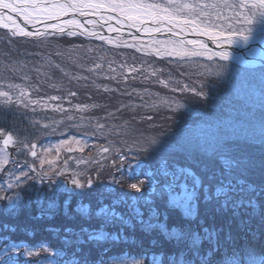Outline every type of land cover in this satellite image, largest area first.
Instances as JSON below:
<instances>
[{"label":"snow or ice","instance_id":"obj_1","mask_svg":"<svg viewBox=\"0 0 264 264\" xmlns=\"http://www.w3.org/2000/svg\"><path fill=\"white\" fill-rule=\"evenodd\" d=\"M37 25H43V31ZM0 27L8 29L14 37L38 38L41 46L48 36L67 35L98 40L115 48H130L142 56L175 65L181 77L192 81L187 83L176 79L172 71L168 72L167 79H161L158 74L165 69L154 68L151 76L156 77L155 83L164 88L174 83L176 86L171 87V92L179 95L160 97L148 88L142 92L133 88L129 92L125 87L121 92L103 86L107 93L121 92L129 97L135 94L141 103L118 102L115 111L97 103L74 105L75 111L80 113L96 108L106 111L103 117L80 116L79 119L92 129L91 133L85 132V136L100 133L108 141L94 146L95 156L89 153L87 159L76 160L77 169L69 168L67 161L60 167L56 161L62 147L67 152L83 153L89 147L86 139L73 136L61 141L53 156L52 148H38L29 136L0 127V174H3L0 202H3V214L14 218L24 204L25 194L34 192L41 216L51 218L60 209L59 195L67 193L63 214L70 220L75 221L77 217L80 220L78 227H64L62 236L61 230L55 229L62 248L54 249L46 242L39 245H28L26 241L15 243L9 236H0L3 241L0 243V264H21L20 257H40L41 253L46 254L43 260H27L24 264H144L145 257L149 264H164L165 259L167 264H264V255H258L247 243L239 245V237L233 230L235 224L237 231L247 232L255 239L258 232L246 225H250L254 217L264 222V205L261 204V198H264V110L260 114L262 131L258 137L235 129L225 133L219 124L194 119L201 115L195 107L197 102L207 107L210 82L231 80L226 63L232 59L230 47L246 45L256 30L264 38V0H0ZM125 36L132 42L122 38ZM145 36L147 41L143 39ZM81 51L91 53L96 49L80 44L70 50L58 48L55 55L68 57L83 68L79 62L83 59L79 55ZM40 55L46 67L59 69L64 76H69L60 64L52 61L51 55ZM114 62H108L109 73L116 72L112 67ZM103 66L93 60L86 70L99 76L97 70ZM25 67L27 65L15 64L7 66L6 70L23 72ZM119 68L127 69L128 75L121 73L125 84L129 79H136L131 73L142 71V67L138 69L127 61L120 63ZM35 71L40 73L39 68ZM260 72L264 80V69ZM42 75L48 76L47 73ZM104 78L117 79L115 75ZM23 79L29 80L30 77L25 74ZM70 79L79 82L88 81L89 77L74 75ZM84 86L88 87L87 84ZM91 86L101 87L94 80ZM33 91L39 92L40 89L37 85L25 87L8 82L6 86H0V102L6 107H15L17 111L30 110L33 113L37 107L41 111L51 108L54 112L64 113L67 120L76 119L68 114L70 109H66L62 102L48 103L63 101L64 96L33 98ZM76 95L75 91L67 92L68 97ZM188 96L196 101L188 100ZM68 103L71 104V100ZM161 107L166 112L165 120H183V134L179 138H165L163 132L145 136L137 126V118L139 121H153L152 113ZM123 110L134 115L131 119H121ZM116 113H121V117ZM101 120L105 122L101 123ZM114 120L121 122L110 123ZM190 120L191 124L188 123ZM57 123L55 120L43 124L39 120L31 121L33 127L51 129L53 133ZM242 144L258 148V153L243 150ZM20 156L24 157L23 162ZM28 156L34 161L39 160V165L30 163ZM145 157L158 159V167L148 170ZM178 157L185 162L183 166L176 163ZM105 161L120 175L117 177L109 171L108 182L94 189L93 185L101 179L106 168ZM80 165L95 166V177L88 174L87 168L80 169ZM160 178H165L166 182L161 183ZM45 184L46 189L33 187ZM92 195L96 196L99 205L95 209L91 201L84 202L85 196ZM72 196L79 199L70 212ZM106 200L109 203H105ZM121 206H126L129 213L119 211ZM242 211L246 218H241ZM170 217L175 218L172 224H169ZM94 221L98 226L93 224ZM137 227L145 237H152V246H162L156 237L163 236L164 241L178 248L179 252L167 254L161 251L150 255L145 252L139 259L123 256L105 259L113 247L142 246V239L134 238ZM14 229L15 226L7 223L2 226L3 232ZM92 249L98 253L95 260L90 256Z\"/></svg>","mask_w":264,"mask_h":264},{"label":"rangeland","instance_id":"obj_2","mask_svg":"<svg viewBox=\"0 0 264 264\" xmlns=\"http://www.w3.org/2000/svg\"><path fill=\"white\" fill-rule=\"evenodd\" d=\"M0 30L6 31L10 35V32L5 30V29L0 28ZM253 36L262 38L261 35L259 34L258 30L253 32ZM11 37H9V38H11ZM26 38H28V37H26ZM71 38H77V37H71ZM123 38L129 39L130 43L132 42L130 40V38H128V37H123ZM82 39H84L86 41L90 40V39H86L83 37H82ZM143 39L145 41L148 40L147 37H143ZM262 39H264V38H262ZM1 42H2V37H0V86H6V84L8 82H11L14 84H20V85L25 86V87H27L29 85H37L39 87L40 91L39 92L33 91V98H36L37 96H43L46 99L48 96H51V95H59V96H64V97L66 96V98L63 101H58V102L48 101V103L51 105L54 103H61L62 102L66 109H70V112L68 114L75 116L76 119L67 120L64 113L54 112L51 110V108H49L47 111H41V109L39 107H37L36 112L33 113L30 110H19V111H17L15 107H6L3 105L2 102H0V113H2V114H0L1 115L0 116V120H1L0 125L5 126L9 131H12L14 134L29 136L30 139H32L34 142L37 143L38 148L39 147L52 148L53 152L51 155H53V156L55 155L56 148L58 145H60V142L63 140H68L73 136H75L78 139H86L88 144H89V147L86 148L83 153H81L79 151L67 152L65 150V148L62 147L60 149V153H59L60 158L56 161V164L58 166L62 165L64 161H67L69 168L77 169L76 160H78L80 158L87 159L89 153H92V155L95 156L94 146L101 145V144H107V142H108L106 139H104L103 136L100 135V133H97L95 135V136H97L98 140L91 142V140L88 138L89 135L85 136L84 133L85 132L91 133L92 129L90 127H88L87 122L82 123L79 119L80 116H86L89 118L103 117V116H105L106 111L104 109H101V108H96V109H91L88 112L80 113V112L75 111V109L73 107L74 105L97 103V104L107 105L108 110L115 111V107L118 106V102H123V103H128V104H139V103H141V101L139 100V98L135 94H133L131 97L126 96V95L122 96L121 92L125 89V87L127 88V91H129V92H131L133 88H135L141 92L143 91L144 88H148L150 90V92H152L154 94L158 93L160 97L172 96L174 94L171 92V87L176 86V85L173 83V84H170L169 88H163L162 85L155 83L156 77L151 76V71L154 68L158 69V68L164 67L166 70V73L163 72V73H159L158 75L160 76L161 79H167L168 72L171 71L170 69H172L175 65H168L166 61H162V60L155 58V57L142 56L140 53L134 52V50L130 49V48H115V47H112V46L107 45V44H89L87 46L95 48L96 51L91 52V53H84L83 51H81L79 53V55L83 57V59H81L79 61L81 64L84 65L83 68L78 67L68 57L61 58V57L56 56L55 53L46 52L45 57L51 55L52 61H54L57 64H60V66L64 69V71L69 73V76L66 77V76H64V74L59 69L52 68V71L50 72V74L53 77L57 78L56 88H53L52 83L49 80H47L46 78L45 79L43 78L44 75H42L41 71H40V73H37L35 71L36 68L43 70L42 64L45 65V62L41 61L42 62L41 63L36 59L31 61V63H29L30 67H28V70L25 73L13 72L10 70V68L8 70H6L7 66L13 65V64H8V63L12 62V58H11L12 53L9 51H6L3 48V44ZM55 42H57V41L48 39L47 44L50 47ZM93 45H100V46L94 47ZM102 45L103 46H109L110 49H108L107 51H104L101 48V47H103ZM70 49H73V47L69 48L68 50H70ZM39 50L40 51H39L38 57H40L39 58L40 60H43L40 54L42 53L44 55L45 54L44 50H49V49H43L42 47H40ZM56 50H57V47L55 49V52H56ZM100 57H104V59L100 60L99 59ZM121 59H125V60L122 61ZM127 59H129V60H127ZM93 60H96L97 62H100L104 65L102 69L97 70L100 73L99 76H97L93 73H90L86 70L87 67L91 66ZM109 61H115L114 63H112V67L116 69L115 73H109V71H108V62ZM125 61H127V64H129V65L134 63L138 69L142 67L141 72L131 73L132 76H136V79L135 80L129 79L127 81V84H125V82L121 79V73L122 72L124 75H128L127 69L121 70L119 68V64L124 63ZM67 62H68V65H66ZM162 62H164V65ZM19 65H22V64H19ZM149 65H151V67H149ZM70 67H72V69H74V71L69 70ZM166 68L168 69V71ZM175 71L176 70H172L173 73ZM25 74H27V76L30 77L29 80H31L32 82H26V80L23 79V76ZM234 74L235 73L231 74L232 78L234 77ZM74 75L87 76V77H89V80L88 81H80V84H78L76 82V80L70 79L71 76H74ZM106 75H115L117 77V79L116 80L105 79L104 77ZM145 76H148L149 79L145 80L144 79ZM260 77H261V73L258 76V79ZM178 79H182V80H184V82H187V83L192 82V81L188 80L187 78H178ZM192 79L195 80L196 77H193ZM93 80L95 81L96 85H100L101 87L97 88V87L91 86ZM117 80H119L120 82L117 83ZM85 84H87L88 87H85L84 86ZM103 86H108L109 88H112V89H120L121 92L107 93V92L103 91ZM5 90H7L6 87H5ZM68 90L75 91L77 93V95L75 97H68L67 96ZM262 92H264V81H262L258 85V87H254V88L250 87L249 90L243 89V92H239V94H240V95L238 94L239 99H242L245 103L243 104V106L239 107L238 111L235 109V108H237L235 106V104L231 103V104H233L232 105L233 109L231 111H233L236 115L232 116V118L230 120H228L227 118H221L219 115H216L214 113H210L207 110L206 111L208 114L204 115V113L201 111L202 108L199 106H196V108L198 110L200 109L199 111H200L201 115L198 117H195L194 119L201 120V121H208L209 123H212V124H219L222 131L225 133H229L235 129V130H243L247 134L255 135L258 137L260 135V132L262 131V128L260 125V114H261V111L264 110V95H262ZM236 93H238V91H236ZM177 95H179V94L177 93ZM145 99H147V97H145ZM187 99L192 100L189 97H187ZM68 100H71V104L68 103ZM240 105H242V104H240ZM95 111H96V113H95ZM159 111H161L162 113H166L162 107ZM126 112L129 113L130 116L134 115V113H132L129 110H123L122 117H121V113H116V115H117V117H121V119H126V117H125ZM142 114H147V113H142ZM238 118H241L243 120H240L238 122V121H236ZM33 120H39V121H41V124L51 123L53 120L57 121L58 123L55 125L56 130L53 133L51 131V129L43 130V129H40L37 127H33L31 124V121H33ZM61 120H63V123H59ZM137 121H138V124H140L139 118H137ZM92 122L93 123L95 122L94 119L92 120ZM104 122L105 121L101 120V123H104ZM119 122H121V120L110 121V123H119ZM159 122L162 123L161 125H164L162 132L165 134V138H169V137L179 138L183 134V132H182L183 128L181 130L178 129L177 131H174L175 130V129H173L174 124L172 125V123H171V122H174L173 120H169V125H167L165 119L159 120ZM188 123L191 124L192 121L190 120V121H188ZM76 125H81V126L76 127ZM70 128H74V130L70 129ZM168 130H170V133L168 132ZM68 131H71L72 134H70V136H68V138L63 137L65 135V133ZM75 131H78V132H75ZM79 132H81V133H79ZM173 133L175 134L174 137H173ZM144 135L145 136H156L157 131L152 130V132L149 133L148 130H146V134H144ZM57 137H59V138H57ZM111 139H116V138L112 137ZM72 158H75V159H72ZM19 159L21 162H23L24 157L20 156ZM27 159L30 163L34 162L37 166L39 165V160L34 161L33 158L30 156H28ZM144 159L147 162L148 170H154L156 167H158V159H150V158H146V157ZM133 163H134V161H133ZM176 163L183 166L185 162L183 161V159L178 157L176 159ZM105 165H106V168L101 174V179L99 181H96V183L93 185L94 189H98L101 183H107L108 182V180H109L108 172L109 171H112L113 174L116 175L117 177H119V175H120L119 173H117V174L115 173V171L111 168V165H109V163H105ZM45 167H47V165ZM84 168H87L89 175H92L93 177H95V174H96V167L95 166L89 167L86 165H80V169H84ZM122 171H123V169H122ZM2 179H3V174H0V180H2ZM60 179H62V177ZM160 179H161V183L166 182L165 178H160ZM57 182H59V181H57ZM33 187L46 189L47 185L46 184L45 185H33ZM118 190H120V189H118ZM177 191H179V189H177ZM67 196H68L67 193H62L59 195L58 199H59L60 209H59L58 213L54 217H51V218L48 217L47 218V220L49 222H51L53 218H56L57 223H59L57 225H60V226L54 225L53 227L54 228L57 227L61 230L60 236L63 235L62 224L64 225V227L69 226V225H71L73 227H78V225L80 223L79 217H77V219L75 221H73V220L68 219L63 214V201L67 198ZM94 197L96 198L95 195L85 196L84 202L91 201V203H92V200H94L92 198H94ZM36 199H37V197H36L34 192L32 194L26 193L25 197H24V204L20 208L17 215L20 216V215H23L24 213L29 215V213H31L32 209H34V207L38 206V204L36 203ZM74 199H79V198L76 196H72L71 201ZM2 206H3V202H0V215H4L3 211H2ZM125 207L126 206H121L120 209H118V210L120 211L121 209H125ZM69 211L71 212L70 209H69ZM37 218L39 219L40 217H37ZM35 229L37 231H39L41 228L36 227ZM27 233L29 234V236L32 235L31 231H28ZM60 236H58L57 244H59V242H61ZM2 242L0 241V243H2ZM15 243H19V242H15ZM62 247H63V245L61 244V247H59V248H62ZM42 254H45V253H41V255ZM21 258L36 261L34 259L36 257H32V258L20 257V259ZM22 261H24V260H22Z\"/></svg>","mask_w":264,"mask_h":264},{"label":"trees","instance_id":"obj_3","mask_svg":"<svg viewBox=\"0 0 264 264\" xmlns=\"http://www.w3.org/2000/svg\"><path fill=\"white\" fill-rule=\"evenodd\" d=\"M0 37H2V44L3 48L6 51H9L12 53L11 58L12 62L8 64H22V65H27V67L24 68V71L21 73H25L28 70L29 63L33 60H38L39 62H45V60H40L38 57L39 54V49L42 47L43 49H49V50H44L46 55V52H52L55 53V49H63V50H68L71 47H74V45H89V44H103V42L98 41V40H89L86 41L82 39V37H77V38H71L68 37L67 35L65 36H48L44 45L41 46V42L38 38H24V37H11L6 31L0 30ZM11 37V38H9ZM48 39L55 40L57 42L53 43L50 47L47 44ZM94 47L100 46V45H93ZM103 46V45H102ZM102 50L107 51L109 46H103L101 47ZM122 61L125 59H121ZM129 60V59H127ZM41 62V63H42ZM164 65V62H162ZM229 66L230 74L235 73L234 77L231 78V80H217V81H212L210 82V87L208 89L209 91V101L207 103V107H205L202 103L197 102L195 104L196 106L201 107V111L204 113V115H207V111L210 113H214L216 115H219L221 118H227L230 120L232 116L236 115L233 111L231 103H234L237 108H235L237 111L239 110L240 106H243L245 103L242 99H239L238 94L239 92H243V89L249 90V88H254L258 87V85L264 81L261 79V77L258 79V76L260 75V70L264 69V67H258V68H250V67H243L240 66L239 64L233 62V61H228L226 62ZM68 65V62L66 63ZM70 65V64H69ZM164 68V67H163ZM42 69L40 70L43 73H47L48 76L43 78L49 80L52 85H57V78L53 77L50 72L52 71V68L46 67L44 64H42ZM165 69V68H164ZM167 69V68H166ZM176 66H174L172 70H175ZM69 70H73L72 67L69 68ZM168 71V69H167ZM180 71H183V69H180ZM240 71H245L247 72L248 76H252L254 79L253 81L247 80L245 76H242L240 74ZM166 73V70L164 71ZM173 75L178 78H186V77H181L177 71L173 73ZM26 82H32L31 80H26ZM78 84H80V81H76ZM125 85V84H124ZM56 88V87H53ZM164 88V87H163ZM238 91V93H236ZM177 95V94H173ZM240 95V94H239ZM124 96V95H122ZM121 96V97H122ZM192 100L190 101H196V98L190 97ZM66 98V96H65ZM242 104V105H240ZM200 110V109H199ZM207 110V111H206ZM245 111V110H244ZM96 113V111H95ZM127 113V112H126ZM125 117L126 119H131L132 116H130L129 113L126 114ZM2 114V113H0ZM154 115L153 121H140V124L137 123L139 129L143 131L144 134H146V130L148 132H152V130L157 131V135L162 132L163 126L161 125L162 123L159 122V120L164 119V115L166 113H162L161 111H158L156 113H152ZM106 115V114H105ZM1 116V115H0ZM164 116V117H163ZM161 117V118H160ZM243 120L241 118H238L236 121ZM1 121V120H0ZM120 123V122H119ZM167 125H169V120H166ZM173 126L174 131H177L178 129H182L184 126L183 120H176L174 122H171ZM155 125V126H154ZM1 126V125H0ZM73 129L74 128H70ZM168 129V128H167ZM78 132V131H75ZM170 133V130H168ZM81 133V132H79ZM72 134L71 131H68L65 133L63 137L70 136ZM59 138V137H57ZM88 138L91 140V142L97 141V136L95 135H89ZM100 144V143H99ZM242 149L248 152H257L258 153V148H253L249 145H241ZM104 163H108L105 161ZM110 165V164H109ZM116 173V172H115ZM117 174V173H116ZM143 178V177H141ZM92 207L93 209L99 207V205L96 202V198H92ZM166 199V197H165ZM78 199H74L71 201V205L69 209L73 211L77 205ZM105 203H109V201H105ZM158 205L162 207V203L160 201H157ZM261 204L264 205V198H261ZM36 209V208H35ZM120 209V208H119ZM121 212L128 214L129 210L127 207L125 209H121ZM145 216H147V210L145 209ZM249 211H251L249 209ZM34 209H32L31 213L27 215L24 213L23 215H16L14 218L11 216H6V215H0V236L7 235L9 236L10 240L14 242H27L28 245H39L42 242H46L49 246L52 248H59L61 247V242L57 244L58 241V236L53 234V226L57 225L56 218H54L51 222H49L47 219L42 220V219H36L33 216ZM178 215V213L176 214ZM241 218H246L243 211L241 213ZM58 219V218H57ZM174 217H170L169 219V224L174 223ZM9 224L15 226V229L12 232H3L2 231V226L3 224ZM93 224L95 226H98L96 222L94 221ZM60 226V225H57ZM251 227L253 231L258 232V235L254 239L252 235H249L247 232H239L236 230L235 224H233V230L235 234L239 237L238 239V244L239 245H249L251 248H253L258 255H264V222H261L259 217H254L251 219L250 225H246V227ZM40 227L41 229L37 231L35 228ZM62 228H64V225L62 224ZM59 229V228H57ZM28 231L32 232V235L29 236L27 233ZM127 231V230H126ZM155 235V234H154ZM134 237L136 239H142V246H137L135 244H129V245H119L117 247H113L105 256V259L108 257H120L123 256V258H134V259H139L141 258L142 254L145 252H148L149 255L152 252L155 253H160L161 251L167 253V254H172V253H178L179 249L173 247L171 244H168L167 242L164 241L163 236H157L156 238L161 241L162 246H152L150 244V240L152 237H145L142 232L139 231V228L137 227V230L135 231ZM207 247V245H205ZM87 250V249H86ZM69 252L72 251V249L68 250ZM43 256L45 254H42ZM91 259L95 260L98 257V253L95 249L91 250ZM35 260H43V257H36L34 258ZM28 260V259H27ZM144 264H149V261L147 257L144 259ZM164 264H167V260L165 259Z\"/></svg>","mask_w":264,"mask_h":264},{"label":"bare ground","instance_id":"obj_4","mask_svg":"<svg viewBox=\"0 0 264 264\" xmlns=\"http://www.w3.org/2000/svg\"><path fill=\"white\" fill-rule=\"evenodd\" d=\"M20 22L21 23H23V21H22V19L20 20ZM37 27H39L42 31H43V25H37ZM125 32H127V29H125ZM107 34V33H106ZM110 35H113V36H115L116 34L115 33H111ZM125 37H127V36H125ZM146 37V36H145ZM123 38V37H122ZM148 38V37H147ZM253 38H254V36H253ZM255 38H257L258 40H262V38H259V37H255ZM249 42H251V40L249 41ZM248 42V43H249ZM247 43V44H248ZM243 45H245V44H236V45H233V46H239V47H242ZM244 47V46H243ZM244 52L245 53H247L248 55H249V57H247V56H244V55H241V57H239V56H237V57H239V59H241V61L240 60H237L239 63H241V65H246L244 62H242V61H247V60H250L251 59V57H256V58H258V59H264V49H261V48H259L258 46H257V44H253L252 46H250V48L249 49H244ZM243 53V52H242ZM244 54V53H243ZM245 61V62H246ZM240 74L242 75V76H245V78H247V80H250V81H253V77L252 76H248L247 75V72H245V71H240ZM54 140V139H53Z\"/></svg>","mask_w":264,"mask_h":264},{"label":"water","instance_id":"obj_5","mask_svg":"<svg viewBox=\"0 0 264 264\" xmlns=\"http://www.w3.org/2000/svg\"><path fill=\"white\" fill-rule=\"evenodd\" d=\"M253 44H257V46L259 48L264 49V39L258 40L254 36V38L252 37L251 42H249L246 45H243L244 47L243 46L242 47H239V46H231L230 47L229 50L232 53V59H238L241 61V59H239V57H241V55L249 57V55L244 52V49H249L250 46H252ZM209 46L211 47L212 45L210 44ZM237 56H239V57H237ZM245 61H242V62H244L245 64L250 65V66H256V65L264 64V59H258L256 57H251L250 60H247L246 62Z\"/></svg>","mask_w":264,"mask_h":264}]
</instances>
